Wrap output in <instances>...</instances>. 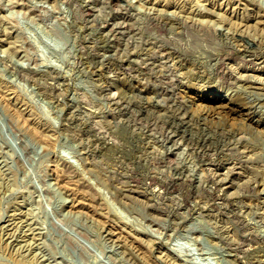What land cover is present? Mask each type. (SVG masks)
<instances>
[{
  "label": "rangeland",
  "instance_id": "1",
  "mask_svg": "<svg viewBox=\"0 0 264 264\" xmlns=\"http://www.w3.org/2000/svg\"><path fill=\"white\" fill-rule=\"evenodd\" d=\"M0 264H264V0H0Z\"/></svg>",
  "mask_w": 264,
  "mask_h": 264
},
{
  "label": "bare ground",
  "instance_id": "2",
  "mask_svg": "<svg viewBox=\"0 0 264 264\" xmlns=\"http://www.w3.org/2000/svg\"><path fill=\"white\" fill-rule=\"evenodd\" d=\"M158 22H159V21H158ZM241 35H242V34H241ZM242 36H243V35H242ZM251 51H252V50H251ZM251 51H250V52H251ZM245 52H246V51H245ZM253 53H254V52H253ZM253 53H252V54H253ZM250 54H251V53H250ZM250 54H248V55H249L248 58L251 57ZM255 55H256V54H255ZM242 57H243V56H242ZM245 57L247 58V56H245ZM253 57H254V56H253ZM260 59H262V58H260ZM242 60H243V59H242ZM261 62H262V61H261ZM222 63H223V62H222ZM222 63H220V64H222ZM243 63H244V61H243ZM248 63H249V62H248ZM245 64H246V63H245ZM250 64H251V63H250ZM260 64H261V63H260ZM260 64H259V65H260ZM241 65H242V64H241ZM252 65H253V64H252ZM245 67H247V66L245 65ZM248 67H250V66H248ZM224 69H225V68H224ZM153 179H154V178H153ZM152 181H153V180H152ZM170 182H171V181H170ZM158 183H159V182H158ZM159 184H160L161 186H163V187L166 186V185H168L167 182L162 181V180H161V182H160ZM170 186H171V185H170Z\"/></svg>",
  "mask_w": 264,
  "mask_h": 264
}]
</instances>
